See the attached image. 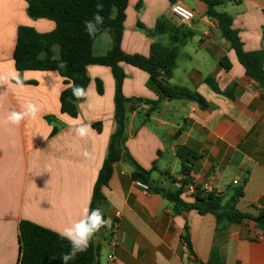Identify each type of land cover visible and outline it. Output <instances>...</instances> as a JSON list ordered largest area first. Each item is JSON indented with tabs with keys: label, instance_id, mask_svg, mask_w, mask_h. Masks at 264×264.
I'll use <instances>...</instances> for the list:
<instances>
[{
	"label": "crops",
	"instance_id": "0c3cea01",
	"mask_svg": "<svg viewBox=\"0 0 264 264\" xmlns=\"http://www.w3.org/2000/svg\"><path fill=\"white\" fill-rule=\"evenodd\" d=\"M217 1V12L232 17L244 50H264V0ZM175 3L194 11L190 24L171 15ZM26 10L25 0H0V264H19L21 222L58 234L84 216L116 130L115 80L109 67L88 66L90 83L76 117L61 112L66 86L57 72L16 70L18 28L55 29L52 21L30 19ZM161 20L162 35L151 37L139 28L154 30ZM105 32L108 38L101 34L94 43V56L112 49V36ZM155 42L178 47L169 84L198 93L207 107L163 99L145 122L149 106L134 105L126 152L150 172V183L144 189L132 178L129 161L115 163L103 188L109 224L97 239L96 264H264V232L256 222L218 226L211 214L176 212L171 201L153 190L180 191L184 202L194 203L196 193L189 187H210L225 204L242 188L237 209L254 217L264 212V88L246 75L200 0H128L121 49L147 57ZM224 57L230 70L221 66ZM121 66L126 98H161L147 72ZM13 114L18 123L10 119ZM182 147L200 156L189 176L182 173L177 156Z\"/></svg>",
	"mask_w": 264,
	"mask_h": 264
},
{
	"label": "trees",
	"instance_id": "16d2710c",
	"mask_svg": "<svg viewBox=\"0 0 264 264\" xmlns=\"http://www.w3.org/2000/svg\"><path fill=\"white\" fill-rule=\"evenodd\" d=\"M25 1L27 3V15L30 19L52 21L55 23V29L48 33H39L31 27H19L14 50L15 68L19 72H57L63 78L66 86L60 95L62 113L72 117L77 116V103L85 99L86 89L90 83L87 75L88 66H105L112 71L115 80L116 130L111 136L108 155L99 172L90 204V208L102 209L103 188L111 180L115 163L121 160L129 161L134 167L132 178L146 186L150 183V172L142 169L126 152L128 115L136 107L134 105L149 106L144 117L146 122L150 114L159 108L163 99L169 101L187 100L199 104L202 108H206L207 103L198 93L169 84L179 53L178 47H164L161 43L155 42L151 46L150 55L147 57L127 55L123 52L121 40L128 0ZM200 1L207 5V15L218 22L223 38L228 42L230 49L234 51L239 63L244 67L246 75L264 88V50L245 51L238 32L233 28L232 17L216 10L221 3L217 0ZM98 3L103 5L101 15L104 17V25L101 33L90 37L85 31L84 22L92 19ZM139 28L151 37L165 33V24L162 20L158 22L154 30H147L142 25H139ZM105 31H109L112 36V49L104 56H94V43ZM189 36L190 34L186 35V37ZM56 48L59 52L58 57L55 54ZM122 63L147 72L150 75L151 85L158 89L161 98L157 101L126 98L122 92L123 81L126 77L121 66ZM220 63L225 70L231 69V63L227 57H224ZM20 84L29 83L20 81ZM97 88L98 93L102 94L103 86L100 81L97 83ZM56 131L57 128L52 134ZM177 156L181 159L182 173L189 176L194 163L200 156L186 147L179 148ZM153 190L171 201L176 212L194 210L202 216L211 214L216 218L218 226L241 224L244 220H251L256 222L257 226L264 232V212L254 217L237 209L238 201L244 196L242 188H237L232 200L225 204L223 196L217 195L215 192L204 193L200 186L197 187L194 203L184 202L181 199L180 191L172 193L160 189ZM100 231L92 238L87 250L78 254L74 260L68 261V264L97 263L100 253L97 239L100 236ZM185 242L188 245L187 239ZM19 244V264H64L62 256L70 249L68 241L60 238L57 233L27 221L20 223Z\"/></svg>",
	"mask_w": 264,
	"mask_h": 264
},
{
	"label": "clouds",
	"instance_id": "9594fccd",
	"mask_svg": "<svg viewBox=\"0 0 264 264\" xmlns=\"http://www.w3.org/2000/svg\"><path fill=\"white\" fill-rule=\"evenodd\" d=\"M96 9L92 19L84 22L85 31L90 37L101 33L102 26L104 25V17L101 15L103 5L98 3ZM102 34L105 38H108L107 32H103ZM10 119L14 123L19 122V117L16 114H13ZM108 224L109 221L105 219L102 209L89 208L85 210V214L81 219L60 230L58 232L60 238L67 240L70 244L69 251L62 256L64 264H68V261L74 260L78 254L85 252L92 238L102 228L107 227Z\"/></svg>",
	"mask_w": 264,
	"mask_h": 264
},
{
	"label": "built area",
	"instance_id": "2783aa9c",
	"mask_svg": "<svg viewBox=\"0 0 264 264\" xmlns=\"http://www.w3.org/2000/svg\"><path fill=\"white\" fill-rule=\"evenodd\" d=\"M171 14L178 19L183 24H190L195 19V13L194 11L188 9L182 4L175 3L170 8ZM239 183L238 180L234 181V185H237ZM144 189H148V187L142 183L139 184ZM191 193H196L197 187L195 185H191L188 189ZM204 193H211L214 192L212 188L210 187H204L202 188ZM217 195H221L220 192H215ZM110 260L113 259V256L109 257Z\"/></svg>",
	"mask_w": 264,
	"mask_h": 264
},
{
	"label": "rangeland",
	"instance_id": "374dc122",
	"mask_svg": "<svg viewBox=\"0 0 264 264\" xmlns=\"http://www.w3.org/2000/svg\"><path fill=\"white\" fill-rule=\"evenodd\" d=\"M172 15V14H171ZM176 20V19H175ZM58 51V48H56V50H55V52H57ZM144 115H145V113H143Z\"/></svg>",
	"mask_w": 264,
	"mask_h": 264
}]
</instances>
